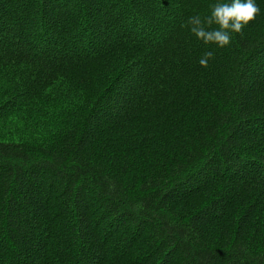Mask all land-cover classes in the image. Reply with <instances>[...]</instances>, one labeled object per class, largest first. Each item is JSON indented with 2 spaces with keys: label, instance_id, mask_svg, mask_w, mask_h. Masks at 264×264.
<instances>
[{
  "label": "trees",
  "instance_id": "obj_1",
  "mask_svg": "<svg viewBox=\"0 0 264 264\" xmlns=\"http://www.w3.org/2000/svg\"><path fill=\"white\" fill-rule=\"evenodd\" d=\"M215 2L0 0V264H264V0Z\"/></svg>",
  "mask_w": 264,
  "mask_h": 264
},
{
  "label": "clouds",
  "instance_id": "obj_2",
  "mask_svg": "<svg viewBox=\"0 0 264 264\" xmlns=\"http://www.w3.org/2000/svg\"><path fill=\"white\" fill-rule=\"evenodd\" d=\"M258 12L255 0H216L210 6L209 15L203 19L198 14L190 16L187 24L189 31L203 44L224 48L229 46L231 34L240 33L244 26L255 19ZM211 57L210 51L205 52L198 63L207 67Z\"/></svg>",
  "mask_w": 264,
  "mask_h": 264
}]
</instances>
